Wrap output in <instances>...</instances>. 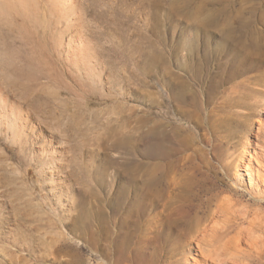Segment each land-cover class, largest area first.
<instances>
[{
  "label": "rangeland",
  "instance_id": "1",
  "mask_svg": "<svg viewBox=\"0 0 264 264\" xmlns=\"http://www.w3.org/2000/svg\"><path fill=\"white\" fill-rule=\"evenodd\" d=\"M205 18L218 26L199 34L200 50L246 20L264 46V0H0V264H113L128 246L146 248L149 264L202 260L162 219L190 179L210 189L205 198L264 214V186L233 165L264 135V111L210 106L223 118L202 140L174 131L190 125L185 114L160 107L187 75L183 28ZM231 85L225 96L253 92ZM155 127L167 133L165 158L151 152Z\"/></svg>",
  "mask_w": 264,
  "mask_h": 264
},
{
  "label": "bare ground",
  "instance_id": "2",
  "mask_svg": "<svg viewBox=\"0 0 264 264\" xmlns=\"http://www.w3.org/2000/svg\"><path fill=\"white\" fill-rule=\"evenodd\" d=\"M197 22L198 28L193 32L189 26L184 27L182 31L185 38L182 48L186 51L183 70L187 75L181 76L180 94L162 96L160 106L169 108L173 105L177 111L184 113V120L189 121L190 125H176L173 126V130H181L192 136L193 130L197 129L200 132L205 128L209 131L211 129L208 123L223 118H214L212 110L208 113L207 109L210 106L226 104L225 111L228 112L231 106L235 112L241 110L246 113L245 118L252 114L260 115V111H264V46L257 38L259 28L255 21H244L238 32L225 34V43L204 50H200L199 34H205L212 26L218 24L208 18L198 19ZM228 83H232L233 88L249 84L253 92L247 96H225L228 92L226 87ZM256 122L253 121L251 126ZM162 125L165 128L168 126L167 123ZM200 136L203 140L207 135L201 133ZM166 137L165 129L160 132L156 127L152 129L150 148L153 156L158 155L161 158L167 156L169 151L164 142ZM255 137L253 142L248 139L247 144L250 146L252 143L253 146L248 148L246 155L233 159L235 177L239 178V172L244 171L251 187L255 185L257 178L264 186V135L261 129ZM253 161L257 166L253 165ZM192 180L186 183L187 193L184 200L175 203L165 202L161 206L164 215L162 219L165 220L163 225L178 227V231H169L168 234L178 241L189 240L188 245L191 243L190 239L197 244L196 251L202 260L193 256V264H250L252 257L257 260L264 259V234L261 233L264 227L263 212H253L250 206L246 205L241 207L242 201L233 196L220 197L212 194L205 198V192L210 189L202 182H197L196 188L188 186ZM233 191L236 194L240 192L236 187ZM192 194H196L199 203H194L190 198ZM151 202L153 203V200ZM159 202L160 199H157L154 204L157 205ZM154 230L157 240L164 236L165 230L167 231L161 226ZM149 260L146 248L128 246L116 254L113 264H149Z\"/></svg>",
  "mask_w": 264,
  "mask_h": 264
}]
</instances>
